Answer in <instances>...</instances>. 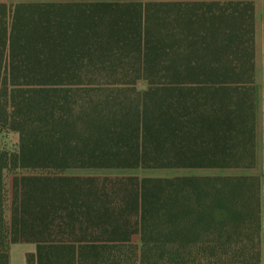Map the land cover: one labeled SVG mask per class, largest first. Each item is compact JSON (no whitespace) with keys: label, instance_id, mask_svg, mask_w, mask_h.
Wrapping results in <instances>:
<instances>
[{"label":"trees","instance_id":"1","mask_svg":"<svg viewBox=\"0 0 264 264\" xmlns=\"http://www.w3.org/2000/svg\"><path fill=\"white\" fill-rule=\"evenodd\" d=\"M254 55L249 0L0 2V264H262L258 175L68 174L253 171Z\"/></svg>","mask_w":264,"mask_h":264},{"label":"crops","instance_id":"2","mask_svg":"<svg viewBox=\"0 0 264 264\" xmlns=\"http://www.w3.org/2000/svg\"><path fill=\"white\" fill-rule=\"evenodd\" d=\"M28 1L48 2H79L94 0H0L5 3ZM101 1H130V0H101ZM150 1V0H138ZM158 1H243V0H158ZM254 4L255 21V134L257 164L253 172L261 180V209H262V264H264V0H249ZM36 246L32 243H17L10 248V264H27L26 254L34 253Z\"/></svg>","mask_w":264,"mask_h":264},{"label":"rangeland","instance_id":"3","mask_svg":"<svg viewBox=\"0 0 264 264\" xmlns=\"http://www.w3.org/2000/svg\"><path fill=\"white\" fill-rule=\"evenodd\" d=\"M138 1V0H133ZM140 88H144L141 86ZM5 146L10 150H16L18 145V136L10 134L4 142ZM254 174L253 171L246 170H227V171H212V170H145V171H109V170H69L70 175H138L151 177H173L181 175H213V174ZM11 182V181H10Z\"/></svg>","mask_w":264,"mask_h":264}]
</instances>
